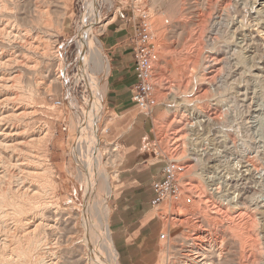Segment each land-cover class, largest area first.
Masks as SVG:
<instances>
[{
    "label": "rangeland",
    "instance_id": "rangeland-1",
    "mask_svg": "<svg viewBox=\"0 0 264 264\" xmlns=\"http://www.w3.org/2000/svg\"><path fill=\"white\" fill-rule=\"evenodd\" d=\"M255 1L0 0V264L92 258L83 216L100 214L86 209L80 144L85 156L97 147L111 178L112 193L101 185L94 202L107 200L119 264H264V10ZM144 10L157 36L150 115L132 97L131 41ZM84 41L101 48L109 74L96 72ZM169 160L186 166L181 195L158 207L139 200ZM39 222L26 245L22 230ZM47 223H57L53 236Z\"/></svg>",
    "mask_w": 264,
    "mask_h": 264
},
{
    "label": "bare ground",
    "instance_id": "bare-ground-1",
    "mask_svg": "<svg viewBox=\"0 0 264 264\" xmlns=\"http://www.w3.org/2000/svg\"><path fill=\"white\" fill-rule=\"evenodd\" d=\"M94 1V0H93ZM97 1V0H96ZM93 4H94V2H92ZM88 4V3H87ZM90 5H92V4H90ZM254 5H256L255 7H258L259 9V13L262 11V10H264V0H256L255 2H254ZM89 6V5H88ZM90 7H92V6H90ZM89 8V7H88ZM96 9V8H95ZM94 9V10H95ZM254 9V8H253ZM89 10V9H88ZM89 12H91V13H93L92 11H89ZM90 13V14H91ZM258 13V14H259ZM99 14V13H98ZM264 14V13H263ZM260 15V14H259ZM258 15V16H259ZM93 16V15H92ZM94 16H96V15H94ZM262 16V15H261ZM99 17V16H98ZM97 17V18H98ZM256 18V17H255ZM259 19V18H258ZM97 22V21H96ZM90 28V27H89ZM85 29H87V27L85 28ZM86 31L87 30H85V33H86ZM91 31H92V29H91ZM90 31V32H91ZM89 32V33H90ZM10 35V34H9ZM28 35V34H27ZM32 37V36H31ZM13 38H14V36H13ZM88 38V37H87ZM89 39V38H88ZM96 39V38H95ZM27 40V39H26ZM255 40V39H254ZM39 41V40H38ZM27 42V41H26ZM86 42L87 41H84L83 42V45H85L86 44ZM29 43V42H28ZM98 44V43H97ZM86 45H88L89 46V48H90V54H91V56H92V58H90V59H92L93 61H91V60H89V61H91L92 63H94L95 64V68H96V72H97V70H104V71H106L105 73H107L108 72V74H109V72H111V63H110V61L108 60V59H106L105 57H104V55H103V53H102V50H101V48H98V47H94L95 45H94V43H93V45H92V42H87V44ZM26 46V45H25ZM81 46V45H80ZM89 54V55H90ZM1 57V56H0ZM23 57V56H22ZM246 60H247V58L246 57H242L241 58V63H243V64H245L246 63ZM249 60V59H248ZM3 61V60H2ZM1 61V62H2ZM21 61V60H20ZM9 66V65H8ZM248 67H251V66H248ZM24 69V68H23ZM5 72V71H4ZM16 74V73H15ZM18 75V74H17ZM258 77H261L260 75L258 76ZM91 80V79H90ZM4 90V89H3ZM98 91V90H97ZM96 96H97V94H96ZM95 96V97H96ZM98 96H100V95H98ZM97 96V97H98ZM94 97V99H97V101L99 100L98 98H100V97H96L95 98ZM100 101V100H99ZM98 101V104H100V102ZM94 103V102H93ZM98 104H96V106L98 105ZM94 105V104H93ZM94 107V106H93ZM99 107V106H98ZM13 108V107H12ZM95 109V108H94ZM98 108H96V110H97ZM100 110V109H99ZM99 110H97V111H99ZM102 110V109H101ZM95 111V110H94ZM95 113V112H94ZM92 114V113H91ZM101 114V113H100ZM90 116L91 115H89V118H90ZM101 116V115H100ZM94 117V116H93ZM91 118H92V116H91ZM100 119V117H99V115L97 116V118H96V121H98ZM195 119V118H194ZM197 120V119H196ZM88 122L90 121V119L89 120H87ZM93 122V121H92ZM85 125V124H84ZM89 125H90V123H89ZM83 126V125H82ZM87 126H88V124H87ZM90 126H92L91 128H93V126L94 125H90ZM89 126V127H90ZM264 127V126H263ZM86 128V127H85ZM97 128V127H96ZM82 129H84V127L82 128ZM88 130V129H87ZM92 131L94 130V128L93 129H91ZM4 130H2V132H3ZM17 131V130H16ZM88 132H89V130H88ZM91 132V131H90ZM82 133V132H81ZM83 133H84V131H83ZM5 134V133H4ZM4 134H3V136H4ZM86 134V133H85ZM93 134H94V131H93ZM92 134V135H93ZM6 135V134H5ZM87 135H89V134H87ZM95 135V134H94ZM2 136V137H3ZM8 136H10V135H8ZM1 137V136H0ZM7 137V135L5 136V138ZM11 137V136H10ZM19 137V136H18ZM92 137H94V136H92ZM96 137H97V135H96ZM12 138H13V136H12ZM83 137L81 136V139H82ZM4 140V139H3ZM82 140H85V139H82ZM81 140V142L83 143V141ZM89 140V138L86 140V141H88ZM91 140V139H90ZM89 140V141H90ZM97 140V139H96ZM12 141H14V140H12ZM11 141V142H12ZM85 141V142H86ZM93 141H95V139L93 140ZM2 142V141H1ZM84 142V143H85ZM89 143H91L92 144V142H89ZM94 143H96V142H94ZM1 144V143H0ZM7 144V143H6ZM19 145V144H18ZM87 145H90V144H87ZM5 146V145H4ZM6 148V147H5ZM78 148V147H77ZM85 148H87V146H84V145H82V144H80L79 145V149H76V156H77V162H78V165H80V167H81V169L84 171V173L81 175V178L83 179V181H84V184H85V186H86V188H85V203H86V209L87 210H90V212L93 210V211H95V210H98V212H99V214H100V216L98 215V213L94 216V219H91L92 217H90L89 215H88V211H86V212H88L87 213V215L89 216V218L87 217V215L86 216H83V217H85L84 218V221H83V230L81 231L82 233H85L86 232V236H85V238H83V240H82V242L85 240V242H87L88 244H90L91 246H89L90 247V250H91V257L92 258H90L89 257V259H88V263L87 264H119L118 263V255H117V253H116V251L114 250V245H113V238H112V232H111V229H110V226H109V223H108V218H109V210H108V206H107V200L105 199L107 196H109L111 193H112V187H111V184H112V182H111V178H110V175L106 172V170H103L102 168H101V161L103 160L102 159V155H100V153H99V151L97 150V147H95V149L93 150V152L91 153V152H89L88 153V151H87V153H88V155L89 156H85L84 154H83V150L85 149ZM90 148H91V145H90ZM2 149V148H1ZM4 149V148H3ZM88 149H89V147H88ZM78 150V151H77ZM4 151V150H3ZM7 151H8V149H7ZM2 151H0V153H1ZM29 152V151H28ZM5 153V152H4ZM30 153H33V152H30ZM25 154H26V152H25ZM10 155V154H9ZM17 155V154H16ZM29 155V154H28ZM6 156V155H5ZM11 156V155H10ZM9 156V157H10ZM211 156V155H210ZM92 157V159H90ZM16 159V158H15ZM4 160H5V157H4ZM3 160V161H4ZM22 160V159H21ZM21 160L19 161V162H21ZM2 161V162H3ZM42 161V160H41ZM18 162V161H17ZM14 163V162H13ZM37 163H39V162H37ZM26 164V163H25ZM36 164V163H35ZM0 174H4L3 173V170H2V163L0 162ZM23 165V164H22ZM24 166V165H23ZM34 166V165H33ZM32 166V167H33ZM37 166V165H36ZM22 167V166H21ZM30 167V166H29ZM28 167V168H29ZM38 167V166H37ZM46 167V166H45ZM23 168H25V167H23ZM4 169H5V167H4ZM6 170V169H5ZM16 170V169H15ZM18 170V169H17ZM7 171H8V169H7ZM24 171V170H23ZM49 173H50V171L49 170H47ZM46 171V172H47ZM43 172V171H42ZM19 173H20V171H19ZM52 173V172H51ZM21 174V173H20ZM29 174H30V172H29ZM47 174V173H46ZM53 174H54V172H53ZM4 175H6V174H4ZM9 176H10V174H9ZM19 176V175H18ZM35 176V175H34ZM45 176V175H44ZM48 176H49V174H48ZM17 177V176H16ZM39 177V176H38ZM50 177V176H49ZM10 177H8V179H9ZM18 178V177H17ZM30 178V177H29ZM28 178V179H29ZM43 178V177H42ZM52 178V177H51ZM4 179V178H3ZM19 179H20V177H19ZM23 179V178H22ZM31 179V178H30ZM27 180V179H26ZM32 181H33V179H31ZM37 180V179H36ZM50 180V179H49ZM15 181V180H14ZM19 181V180H18ZM22 181V180H21ZM20 181V182H21ZM35 181V180H34ZM47 181V180H46ZM50 181H52V180H50ZM25 182V181H24ZM2 183V182H1ZM36 183V182H35ZM49 183V182H48ZM4 184V183H3ZM14 184V183H13ZM34 184V183H33ZM55 184V183H54ZM12 185V184H11ZM18 185V184H17ZM20 185H22V184H20ZM26 184H24V186H25ZM104 186V190H105V192H106V196H105V198H101V201H95L94 202V199L95 198H97L98 196L97 195H99L98 194V192H97V190H98V187L99 186ZM5 186V185H4ZM16 186V185H15ZM29 186V185H28ZM20 187V186H19ZM30 187V186H29ZM28 187V188H29ZM33 187V186H32ZM43 187V186H42ZM49 187H50V185H49ZM14 188H17V186L16 187H14ZM21 188H23V187H21ZM27 188V187H26ZM46 188V187H45ZM100 188V187H99ZM33 189V188H32ZM35 189H36V187H35ZM27 190V189H26ZM31 191V190H30ZM35 191V190H34ZM39 191V190H38ZM36 192V191H35ZM34 193V192H33ZM32 193V194H33ZM37 193V192H36ZM44 192H42V194H43ZM38 194H41V193H38ZM34 195V194H33ZM52 195V194H51ZM27 196H28V194H27ZM24 197V196H23ZM50 197V196H49ZM100 197H102V196H100ZM20 198V197H19ZM21 199V198H20ZM25 199V198H24ZM3 200V199H2ZM1 200V201H2ZM30 200V199H29ZM14 202V201H13ZM15 202H17V200L15 201ZM40 202V201H39ZM21 203V202H20ZM48 203V202H47ZM14 204V203H13ZM35 204V203H34ZM33 204V205H34ZM37 204H38V200H37ZM39 204H41V203H39ZM19 205V204H18ZM22 205V204H21ZM4 207V206H3ZM10 207V206H9ZM25 207V206H24ZM44 207H46V206H44ZM1 208V207H0ZM16 208V207H15ZM14 208V209H15ZM42 209V208H41ZM1 210V209H0ZM12 210H13V208H12ZM24 210V209H23ZM31 210V209H30ZM34 210V209H33ZM33 210H32V212H33ZM43 210V209H42ZM2 211H4V210H2ZM7 211H9L8 209H7ZM11 212V211H10ZM26 212V211H25ZM95 212H97V211H95ZM8 212H6V214H7ZM15 213V212H14ZM14 213H12V214H14ZM42 214H43V211L41 212ZM55 213H58V212H55ZM1 214V213H0ZM3 214V213H2ZM16 214V213H15ZM18 214H19V211H18ZM28 214V213H27ZM35 214L36 213H34V215L33 216H35ZM38 214V213H37ZM91 214V213H90ZM4 215V214H3ZM32 215V214H31ZM5 216V215H4ZM3 216V217H4ZM8 216H11V213H10V215H8ZM1 217H2V215H1ZM3 217L2 218H0V219H3ZM39 217V216H38ZM8 218V217H7ZM7 218H5V219H7ZM18 218V217H17ZM23 218V217H22ZM21 218V219H22ZM29 218V217H28ZM34 218V217H33ZM40 218V217H39ZM53 218V217H52ZM12 219V218H11ZM11 219H10V221H11ZM24 219V218H23ZM56 219V218H55ZM54 219V220H55ZM17 220V219H16ZM19 220V219H18ZM34 220H37V219H34ZM43 220V219H42ZM45 220V219H44ZM94 220V221H93ZM2 221V220H1ZM9 221V220H8ZM28 221V220H27ZM39 221V220H38ZM31 222V221H30ZM35 222V221H34ZM54 222V221H53ZM14 223V222H13ZM12 223V224H13ZM22 223V222H21ZM25 223V222H24ZM46 223V222H45ZM57 224V223H56ZM56 224H51V223H47L46 224V226H47V229L45 228V230H44V234L46 235V237L49 235V236H53V234H55V231H57L58 232V229H57V226H56ZM1 225V224H0ZM16 225V224H15ZM18 225H20V224H18ZM26 225V224H25ZM29 225V224H28ZM7 226V225H6ZM27 226V225H26ZM26 226H23V227H26ZM45 225L42 223V222H39V223H32V224H30L29 225V227H26V228H28L27 230L25 229H23L22 231H24L23 232V235H22V233L21 232H19L23 237H21L22 239L21 240H23L24 239V241L26 242V245H31L32 243H33V241H34V238H36L38 235H40L42 232H43V227H44ZM16 227V226H15ZM20 227V226H19ZM22 227V226H21ZM61 227V226H60ZM15 229V228H14ZM21 229V228H20ZM19 229V230H20ZM16 230V229H15ZM84 230H86V231H84ZM13 232H15V231H13ZM62 232V231H61ZM10 233V232H9ZM17 233V232H16ZM59 234V233H58ZM19 235V234H18ZM42 236V235H41ZM59 236V235H58ZM73 236V235H72ZM37 238H39V237H37ZM53 238V237H52ZM56 237H54V239H55ZM4 239H5V237H4ZM3 239V240H4ZM7 239H9V238H7ZM26 239V240H25ZM53 239V240H54ZM58 239V238H57ZM63 239V238H62ZM12 240H14V239H12ZM45 240H47V239H45ZM56 241V240H55ZM4 242H6V241H4ZM24 242V243H25ZM43 242L44 241H41V242H38L39 244L40 243H42L43 244ZM53 242V241H52ZM57 242V241H56ZM77 242V241H76ZM11 243V242H10ZM13 243H14V241H13ZM13 243H11V244H13ZM15 243H16V241H15ZM14 243V244H15ZM37 243V244H38ZM5 244V243H4ZM7 244V243H6ZM17 244H18V242H17ZM35 244V243H34ZM85 244V243H84ZM1 245H3V243L1 242V244H0V246ZM16 245V244H15ZM23 245V244H22ZM51 245V244H50ZM12 246V245H11ZM24 246H25V244H24ZM34 246V245H33ZM40 246V245H39ZM39 246H38V248H39ZM55 246V245H54ZM85 246V245H84ZM88 246V245H87ZM86 246V247H87ZM27 247V246H26ZM30 247H32V246H30ZM42 247V246H41ZM1 248V247H0ZM13 248V247H12ZM50 248H52V246L50 247ZM54 248H56V247H54ZM2 249V248H1ZM10 249V248H9ZM14 249V248H13ZM23 249V248H22ZM98 249L100 250L99 252H101V253H99L98 252ZM16 250V249H15ZM30 250H32V249H30ZM89 250V249H88ZM89 250V251H90ZM7 251V250H6ZM35 251V250H34ZM41 252H42V250H41ZM48 252V251H47ZM47 252H45V253H47ZM7 253V252H6ZM8 253H9V250H8ZM38 253V252H37ZM44 253V252H43ZM42 253V254H43ZM50 253V252H49ZM4 254H5V251H4ZM13 254V253H12ZM12 254H10L11 256H12ZM15 254V253H14ZM54 254H55V252H54ZM202 254V253H201ZM16 255V254H15ZM47 255V254H46ZM49 255V254H48ZM47 255V256H48ZM53 254H51V256L49 257V258H51V257H53L52 256ZM56 255V254H55ZM107 256V257H103V256ZM6 256V255H5ZM8 256V255H7ZM17 256V255H16ZM4 257V256H3ZM2 257V258H3ZM56 257V256H55ZM7 258H9V259H7V260H10V257H7ZM16 258V257H15ZM14 257H13V259H15ZM24 258V257H23ZM106 260H105V259ZM45 260V259H44ZM203 260V259H202ZM1 261V260H0ZM3 261V260H2ZM14 261V260H13ZM17 261V260H16ZM20 262V261H19ZM43 262V261H42ZM107 262V263H106ZM200 262V261H199ZM13 263V262H12ZM16 263V262H15ZM15 263H13V264H15ZM201 263V262H200ZM199 263V264H200ZM2 264V263H1ZM7 264V263H6ZM10 264H11V262H10ZM45 264H46V262H45ZM48 264H59L54 258H52V259H50V261H49V263ZM197 264V263H196Z\"/></svg>",
    "mask_w": 264,
    "mask_h": 264
},
{
    "label": "built area",
    "instance_id": "built-area-1",
    "mask_svg": "<svg viewBox=\"0 0 264 264\" xmlns=\"http://www.w3.org/2000/svg\"><path fill=\"white\" fill-rule=\"evenodd\" d=\"M157 36L154 30L152 16L144 10L132 37L133 67L136 81L132 89L133 102L139 110L150 115L158 106L156 97V83L154 78L153 61L156 54ZM62 105L61 102L57 103ZM186 172V166L176 160H169L162 170V176L152 183L153 197L150 201L152 207H158L165 201L178 198L182 192L180 174ZM168 234H162L166 240Z\"/></svg>",
    "mask_w": 264,
    "mask_h": 264
},
{
    "label": "crops",
    "instance_id": "crops-1",
    "mask_svg": "<svg viewBox=\"0 0 264 264\" xmlns=\"http://www.w3.org/2000/svg\"><path fill=\"white\" fill-rule=\"evenodd\" d=\"M133 82H134V78L132 77V83ZM162 170H163V168L161 169V171L159 173H157V175H155L156 176L155 179L161 178ZM144 184H145V191L143 192V194L141 195L139 200H142L144 203L145 202H149V205H150V201H151V199L153 197L152 184L151 185L149 184V180H147ZM116 197H119V194H116ZM147 230H148L147 233H150V234H154L155 233V228L152 225H150L149 229H147Z\"/></svg>",
    "mask_w": 264,
    "mask_h": 264
}]
</instances>
